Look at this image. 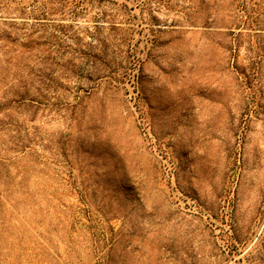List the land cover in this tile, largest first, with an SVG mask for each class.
<instances>
[{"label": "rangeland", "instance_id": "obj_1", "mask_svg": "<svg viewBox=\"0 0 264 264\" xmlns=\"http://www.w3.org/2000/svg\"><path fill=\"white\" fill-rule=\"evenodd\" d=\"M0 264H264V0H0Z\"/></svg>", "mask_w": 264, "mask_h": 264}]
</instances>
